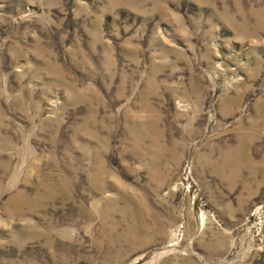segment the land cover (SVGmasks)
<instances>
[{
  "label": "rangeland",
  "instance_id": "rangeland-1",
  "mask_svg": "<svg viewBox=\"0 0 264 264\" xmlns=\"http://www.w3.org/2000/svg\"><path fill=\"white\" fill-rule=\"evenodd\" d=\"M0 264H264V0H0Z\"/></svg>",
  "mask_w": 264,
  "mask_h": 264
}]
</instances>
